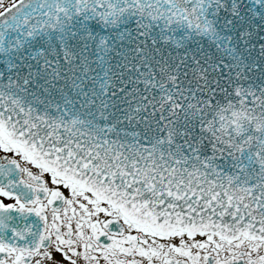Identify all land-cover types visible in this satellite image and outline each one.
<instances>
[{
  "label": "snow or ice",
  "instance_id": "6c2138e0",
  "mask_svg": "<svg viewBox=\"0 0 264 264\" xmlns=\"http://www.w3.org/2000/svg\"><path fill=\"white\" fill-rule=\"evenodd\" d=\"M0 264H264V0H0Z\"/></svg>",
  "mask_w": 264,
  "mask_h": 264
}]
</instances>
